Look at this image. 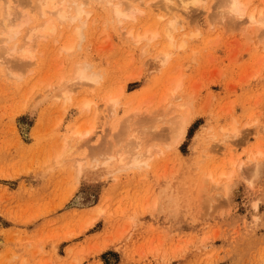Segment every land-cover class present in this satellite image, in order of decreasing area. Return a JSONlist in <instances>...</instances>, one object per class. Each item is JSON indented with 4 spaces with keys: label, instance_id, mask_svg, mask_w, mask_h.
<instances>
[{
    "label": "rangeland",
    "instance_id": "374dc122",
    "mask_svg": "<svg viewBox=\"0 0 264 264\" xmlns=\"http://www.w3.org/2000/svg\"><path fill=\"white\" fill-rule=\"evenodd\" d=\"M100 1L72 54L64 26L21 80L0 63V264H264V0H245L242 17L220 0L190 4L166 64L163 36L125 33L160 30L158 9L179 0H132L138 19L122 26ZM78 61L102 82L76 85L67 102L42 98ZM233 124L230 152L220 139ZM124 129L143 137L141 166L98 165Z\"/></svg>",
    "mask_w": 264,
    "mask_h": 264
},
{
    "label": "bare ground",
    "instance_id": "6f19581e",
    "mask_svg": "<svg viewBox=\"0 0 264 264\" xmlns=\"http://www.w3.org/2000/svg\"><path fill=\"white\" fill-rule=\"evenodd\" d=\"M101 1L102 3L104 2L103 4L110 3L109 6L112 7V9L109 7V18H111V14L113 12V20L109 19V21L116 20L120 26H122L124 24L131 23L130 21L134 23V21L138 19L140 10L133 3L134 0H128L134 5L129 4L127 7L126 4L128 3H126L125 0ZM163 1L166 4L169 2L172 3L173 0ZM88 2L89 0H0V63L4 64L16 78L21 80L24 78V74L27 75V72L31 68L34 60L38 57L37 54L39 45H42L43 42L54 38L56 41H60V39H57L56 37L64 36L63 31H61V28L64 26V33L65 29L68 27L72 28L71 26H74L72 28L74 32V34L72 32V36L74 35L76 39L74 38L72 41L71 39L74 37L73 36L68 39L70 40V43L65 42L66 44H64L61 48L62 52L72 54L77 46L80 45L79 39L82 41L87 37V28L92 14V11L89 10V8L86 9V6L89 5ZM134 2H136V0ZM200 2V0H179L180 4L176 5V7L175 5H172L174 6V9L170 5L160 7L158 10L160 12L163 10L164 13H160V18L157 20V23L164 26L160 29L162 31H160L157 27L154 30H146L141 34L139 33L140 30L135 32V28L133 29L131 27L125 35L127 37H133L136 43L143 40L153 41L158 36H163L167 40L168 45L167 49L163 51L159 57H162V62L166 64L171 55L169 53L170 49H173L178 45L176 31L178 30L179 19H182L185 16L184 14H190L189 9L192 7H190V4L197 6L200 5ZM218 2H220L221 5L219 6L220 9L221 7L223 9L225 8L223 10V12L225 11L223 13L224 16L226 13L232 17H242L245 16L249 10V3H246L245 0H220ZM173 4H175V2ZM107 5L108 4H106L105 7H107ZM27 6H30V9H27ZM164 9L166 11H164ZM28 10H31L35 15L33 16V13L31 14ZM169 17H171V19ZM163 18H165V20ZM250 18L252 21L255 20L254 13L250 14ZM40 42L42 43L40 44ZM184 46V41L179 44V47ZM70 73H72L70 77L60 79L57 83H55V85L49 84V90L44 93L46 95L42 98L50 97L52 100H60V98H63V100L67 102L72 99V93L75 90L76 85L85 82L97 85L101 83L103 79V74L96 71L94 65L89 61H78L76 67ZM178 88L179 85L175 89L177 90ZM107 102L109 106L112 107L113 111H117L118 106L120 105V96L110 97L107 99ZM90 108L91 102L85 101L84 109L89 110ZM186 127L184 128V131L186 130ZM94 129L95 126H92V128L87 129L85 133L81 129H78L74 135L69 138V141L76 136L79 138V142H82L94 131ZM125 131L127 133V130ZM131 131L129 130L130 133H127V135L131 134ZM223 131V137L220 139L222 148L226 151L232 152L233 141L230 139H232V137L234 138V136L239 133V130L237 129V126L233 124L229 128H224ZM146 133H148V131ZM146 133L144 132V134ZM142 138L140 135L134 136L131 134L126 137L123 144L121 140H119L121 145L112 146L110 144L111 147H108V149L105 150L106 153H102L100 155L101 157H95L97 164L107 169H112L114 166L123 168L127 164L141 166L145 160V156L141 152H133V150L136 140H140ZM69 141L67 140L64 142L63 150L57 159L61 158L65 155V153L71 150V146L68 143ZM117 143L118 142H116V144ZM106 146H109V144ZM152 150L153 149H150L149 153H153ZM82 169L83 167L80 165L79 171L82 172ZM222 175H224V173H222Z\"/></svg>",
    "mask_w": 264,
    "mask_h": 264
}]
</instances>
